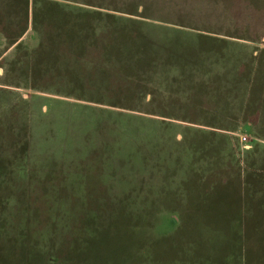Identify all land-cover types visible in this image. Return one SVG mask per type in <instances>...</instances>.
Listing matches in <instances>:
<instances>
[{"label": "rangeland", "instance_id": "obj_1", "mask_svg": "<svg viewBox=\"0 0 264 264\" xmlns=\"http://www.w3.org/2000/svg\"><path fill=\"white\" fill-rule=\"evenodd\" d=\"M199 152L264 159V0H0V264H264V209L172 241Z\"/></svg>", "mask_w": 264, "mask_h": 264}, {"label": "crops", "instance_id": "obj_2", "mask_svg": "<svg viewBox=\"0 0 264 264\" xmlns=\"http://www.w3.org/2000/svg\"><path fill=\"white\" fill-rule=\"evenodd\" d=\"M202 149L207 151L216 149V147L213 144ZM201 159L203 164L198 166L192 164L183 169L177 165L175 169L178 178L189 183L187 193L190 194L192 203L189 206L185 205L181 210L184 213H190V221H180L181 225L185 224V226L183 225L184 231L181 230L182 235L180 232L176 233L175 239L172 241H175L180 249L184 248L187 243L192 254L207 253L213 257L209 246H205L202 251H197L195 246V241L201 243L212 241L215 225L219 224L213 215L219 213V217L222 219V213H224V217L225 214H230L228 220L239 222L238 214H240L245 225L249 222L257 227L260 219L259 214L264 209V159L260 155L255 158L253 164L252 161H249L243 165L241 173H238V176L231 181L224 173V170L229 168L226 159H220L211 152L203 153ZM184 171H186L185 174ZM257 215H259V219ZM234 235L227 233L224 241H235ZM225 257L227 259V255ZM204 258L206 260L198 258L196 262L201 260L208 262L210 259ZM213 261L221 262L215 259Z\"/></svg>", "mask_w": 264, "mask_h": 264}, {"label": "built area", "instance_id": "obj_3", "mask_svg": "<svg viewBox=\"0 0 264 264\" xmlns=\"http://www.w3.org/2000/svg\"><path fill=\"white\" fill-rule=\"evenodd\" d=\"M238 139H239V143L242 144L243 148H248L249 147V143L247 142L248 137L245 134L244 135H239Z\"/></svg>", "mask_w": 264, "mask_h": 264}]
</instances>
